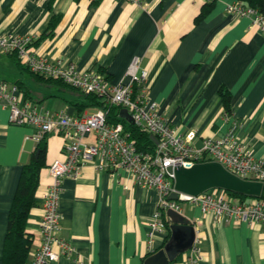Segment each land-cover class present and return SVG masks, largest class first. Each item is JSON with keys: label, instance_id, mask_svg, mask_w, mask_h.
Returning a JSON list of instances; mask_svg holds the SVG:
<instances>
[{"label": "crops", "instance_id": "0c3cea01", "mask_svg": "<svg viewBox=\"0 0 264 264\" xmlns=\"http://www.w3.org/2000/svg\"><path fill=\"white\" fill-rule=\"evenodd\" d=\"M231 2L0 0V33L32 35L31 49L38 54L65 59L81 71H98L114 85L129 82L128 70L139 58V73L149 72L150 97L183 137L191 139L194 133L198 141L222 138L235 126L239 141L255 159L264 161V34L250 19L227 13ZM205 9L207 14L199 18ZM16 82L30 90L41 109L69 113L73 108L76 114L72 103L80 98L77 92L36 82L29 74ZM222 89L231 96L229 110ZM34 134L32 127L11 124L9 111L0 109V264L23 168L35 159ZM85 141L94 143V136ZM46 142V166L35 194L38 206L27 225L34 237L27 262L41 244L38 225L42 197L51 183L48 167L66 156L61 135L49 134ZM159 200L156 190L141 188L122 171L112 175L88 165L78 179L66 178L60 236L71 243L75 254L54 264H144L151 254L149 224ZM180 214L202 240V264H264L261 226L217 224L190 203L182 204ZM167 236L168 230L157 236L152 250L163 248ZM186 258L187 253L176 264H185Z\"/></svg>", "mask_w": 264, "mask_h": 264}, {"label": "built area", "instance_id": "2783aa9c", "mask_svg": "<svg viewBox=\"0 0 264 264\" xmlns=\"http://www.w3.org/2000/svg\"><path fill=\"white\" fill-rule=\"evenodd\" d=\"M128 1L142 3V0ZM226 11L250 19L252 26L264 34V15L257 10L236 0L227 5ZM34 41L32 35L0 33V55H15L33 74L58 79L83 93L98 96L104 101V107L93 114L82 115L43 110L26 100L16 83L0 80V109L9 111L11 124L32 127L35 130L32 139L37 144L52 133H58L66 142L65 159L57 160L48 167L51 183L42 197L43 216L38 225L41 244L25 264H54L62 257H74V247L60 236L61 197L65 179H78L88 165L112 175L126 172L141 188L157 191L159 206L152 216L148 232L151 253L155 252L152 246L156 237L167 231L164 214L167 215L169 210L180 213L183 203L199 207L203 215L211 216L217 224L240 222L259 225L264 230L263 200L252 199L241 203L221 189H211L198 196L178 194L177 200L169 199L175 192V177L169 173V168L180 165L192 167L218 162L240 178L264 183V161L255 159L239 141L235 126L222 138L202 139L203 146L198 149L194 133L191 135L193 139L183 137L160 114L158 103L149 95V72L138 71L139 58L133 60L128 70L129 82L114 85L98 71H81L65 59L53 60L38 54L31 49ZM109 107L127 109L134 124L157 139L155 151L147 153L139 149L122 123L109 124ZM90 135L94 136V143L85 141ZM203 259L202 240L197 234L193 247L187 252L185 264H202Z\"/></svg>", "mask_w": 264, "mask_h": 264}, {"label": "trees", "instance_id": "16d2710c", "mask_svg": "<svg viewBox=\"0 0 264 264\" xmlns=\"http://www.w3.org/2000/svg\"><path fill=\"white\" fill-rule=\"evenodd\" d=\"M232 1H236V0H232ZM239 1H241L245 6L255 9L260 14L264 15V0H239ZM206 14L207 11L205 9L203 10L199 18L204 17ZM12 59L19 69L26 71L36 82H41L46 85L55 84L80 94L79 100L72 103L73 107H75L76 110L75 115H82V113L89 108L104 107V101L100 97L93 94L83 93L75 88L66 85L65 83H63L58 79L45 78L33 74L23 66V64L20 62V60H18V58L15 55H12ZM16 84L24 94L25 99L34 102L32 100L33 96L31 95L30 90L27 87H25V85L22 82H16ZM220 95L222 97L225 108L229 110L230 100H231V96L229 92L225 89H222L220 91ZM120 111L121 109L119 107H109L107 122L111 125L122 123L126 131L130 133L131 138L136 142L139 149L147 153H153L155 151L156 145L154 141L151 139V135L144 132L135 124H130L124 119H122L120 117ZM37 152L40 153L38 159L37 160L34 159L32 163H30L29 165L23 168L19 186L10 209L9 222H8L7 233L5 236V245L3 251V264H25L27 262V259L31 252V248L33 246L34 237L32 234L27 232V225L29 222V217L32 209L38 206L35 201V194L40 185L41 171L46 166V154H47L46 139L42 140L37 145L36 153ZM226 193L230 198L235 199L241 203H244L251 199H258L264 201V189L262 196L260 198L240 195L233 192H226ZM164 218L168 230V236L166 237L164 242V246H165L171 239V231H170V222L166 214H164ZM154 253H151L149 256L153 255ZM183 256L184 254L178 256L175 259V261L170 264H176L180 262Z\"/></svg>", "mask_w": 264, "mask_h": 264}, {"label": "water", "instance_id": "95a60500", "mask_svg": "<svg viewBox=\"0 0 264 264\" xmlns=\"http://www.w3.org/2000/svg\"><path fill=\"white\" fill-rule=\"evenodd\" d=\"M69 114H74L73 108L70 109ZM120 117L130 124L135 123L127 109L120 111ZM151 139L154 143H158L154 136H151ZM202 146V141L195 142L196 148L200 149ZM39 154L36 153V160ZM169 173L174 174L175 177V192L170 195L171 200H177L178 194L198 196L211 189L260 198L264 189V183L240 178L218 162L200 163L192 167L180 165L174 169L169 168ZM167 218L170 222L171 239L167 245L149 256L144 264H170L193 247L197 236L194 225L173 210L167 211Z\"/></svg>", "mask_w": 264, "mask_h": 264}, {"label": "rangeland", "instance_id": "374dc122", "mask_svg": "<svg viewBox=\"0 0 264 264\" xmlns=\"http://www.w3.org/2000/svg\"><path fill=\"white\" fill-rule=\"evenodd\" d=\"M27 77V72H21L9 57L0 55V80L13 83L19 78Z\"/></svg>", "mask_w": 264, "mask_h": 264}]
</instances>
